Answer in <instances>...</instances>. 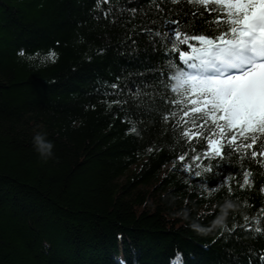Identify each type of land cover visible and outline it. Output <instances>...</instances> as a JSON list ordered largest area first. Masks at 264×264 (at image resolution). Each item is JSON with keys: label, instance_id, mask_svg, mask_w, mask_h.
Returning <instances> with one entry per match:
<instances>
[{"label": "trees", "instance_id": "obj_1", "mask_svg": "<svg viewBox=\"0 0 264 264\" xmlns=\"http://www.w3.org/2000/svg\"><path fill=\"white\" fill-rule=\"evenodd\" d=\"M215 16L185 0H0V264H248L264 250L243 227L264 226V156H250L259 142L196 161L192 146L207 142L175 143L189 127L177 125L182 113L165 120L167 103L135 94L180 64L148 29L177 21L199 33ZM21 49L57 56L30 61Z\"/></svg>", "mask_w": 264, "mask_h": 264}, {"label": "snow or ice", "instance_id": "obj_2", "mask_svg": "<svg viewBox=\"0 0 264 264\" xmlns=\"http://www.w3.org/2000/svg\"><path fill=\"white\" fill-rule=\"evenodd\" d=\"M108 2V0H102ZM172 4H180L182 0H170ZM187 4L203 7L206 11L216 13L211 20L205 21L207 28L199 33L173 27L177 21H165L163 30L148 29L154 38H160L166 48V55L171 51L179 52L178 65L175 60L168 64L174 68V74L167 78L160 77L154 84L141 86L137 96H150L167 103L170 110L164 113L165 120L175 116L177 111L182 113L177 125L183 121L187 128H181L178 137H174L176 144L186 138L188 144L196 137H203L206 145L202 151L192 146V152L197 153L193 158L196 161L213 158H229L233 152L251 149L258 142L260 147L251 152L255 159L264 156V0H185ZM158 6V5H157ZM211 6V7H210ZM135 11V9H131ZM109 12H105L108 16ZM195 41L196 43H190ZM181 45L191 49L181 50ZM18 55L25 57L21 49ZM57 54L50 50L46 57L37 52L27 55L30 61L41 58L55 62ZM180 74V90L174 87L176 74ZM160 79L164 82L160 83ZM118 89L119 84L109 85ZM152 89V92L145 89ZM153 92L155 95H153ZM113 103H121L114 101ZM178 108H171V105ZM149 111L153 110L148 104ZM184 117L188 119L185 120ZM133 132L135 128L131 129ZM239 140V143L237 142ZM247 142V143H245ZM199 143V141H197ZM187 153L179 155L180 161H185ZM175 163V161H173ZM185 167V165H181ZM206 170H211L207 165ZM193 175H199L193 172ZM232 174H225V178L217 185L209 186L208 192L218 191L221 185L228 182ZM253 173H243L244 186L251 187ZM264 192V186L260 189ZM231 194L232 188L229 186ZM247 220V216L245 217ZM243 227L264 238V226L260 219L253 224ZM233 229H226L231 232ZM248 264H264V250L257 252L250 250ZM179 260V256L177 257ZM172 264H177L173 261Z\"/></svg>", "mask_w": 264, "mask_h": 264}, {"label": "clouds", "instance_id": "obj_3", "mask_svg": "<svg viewBox=\"0 0 264 264\" xmlns=\"http://www.w3.org/2000/svg\"><path fill=\"white\" fill-rule=\"evenodd\" d=\"M174 87L177 88V90H180V74H176V81L174 84ZM34 146L36 147L37 152L44 158H50L52 156V150L54 148V145L52 142L46 140L44 135L37 134L33 137ZM234 206L231 204V202H226L225 205L222 208V214L217 219L216 223L223 225L224 220L228 214V210L233 208Z\"/></svg>", "mask_w": 264, "mask_h": 264}]
</instances>
